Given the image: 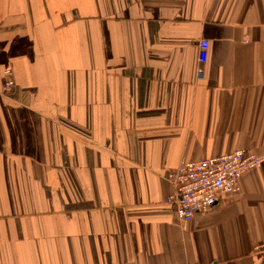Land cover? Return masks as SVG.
I'll return each mask as SVG.
<instances>
[{"label":"crops","instance_id":"0c3cea01","mask_svg":"<svg viewBox=\"0 0 264 264\" xmlns=\"http://www.w3.org/2000/svg\"><path fill=\"white\" fill-rule=\"evenodd\" d=\"M239 150L264 156V0H0V264H264V164L188 222L166 202Z\"/></svg>","mask_w":264,"mask_h":264},{"label":"built area","instance_id":"2783aa9c","mask_svg":"<svg viewBox=\"0 0 264 264\" xmlns=\"http://www.w3.org/2000/svg\"><path fill=\"white\" fill-rule=\"evenodd\" d=\"M197 77L202 75L201 66L207 58L208 42L198 44ZM6 80L3 94L10 95L15 88L11 71L5 72ZM264 164V156H258L243 150L215 158L182 162L167 175L174 188V193L167 199V204L174 208L177 219L190 221L196 214L211 209L221 197L239 195V182L244 174L258 169ZM256 252L264 254V243L257 246ZM192 264H216L192 263Z\"/></svg>","mask_w":264,"mask_h":264}]
</instances>
